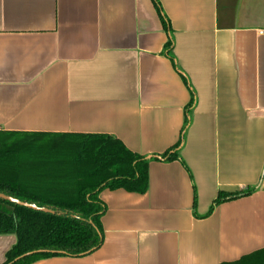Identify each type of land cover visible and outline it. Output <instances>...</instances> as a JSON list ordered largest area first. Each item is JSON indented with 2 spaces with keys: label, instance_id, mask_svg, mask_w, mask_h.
Masks as SVG:
<instances>
[{
  "label": "crops",
  "instance_id": "0c3cea01",
  "mask_svg": "<svg viewBox=\"0 0 264 264\" xmlns=\"http://www.w3.org/2000/svg\"><path fill=\"white\" fill-rule=\"evenodd\" d=\"M157 2L0 0V131L108 135L149 160L144 194L100 192L99 249L32 264L264 250V0ZM180 139L179 160L156 158ZM15 244L0 236V264Z\"/></svg>",
  "mask_w": 264,
  "mask_h": 264
},
{
  "label": "trees",
  "instance_id": "16d2710c",
  "mask_svg": "<svg viewBox=\"0 0 264 264\" xmlns=\"http://www.w3.org/2000/svg\"><path fill=\"white\" fill-rule=\"evenodd\" d=\"M152 1L160 12L157 0ZM181 144L182 139L156 158L179 160ZM148 165L147 158L108 135L0 131V194L61 213L46 214L0 200V236L16 237L4 264L81 258L95 252L102 244L100 220L105 212L100 192L144 194ZM251 192H219L209 213ZM229 264H264V250Z\"/></svg>",
  "mask_w": 264,
  "mask_h": 264
},
{
  "label": "water",
  "instance_id": "95a60500",
  "mask_svg": "<svg viewBox=\"0 0 264 264\" xmlns=\"http://www.w3.org/2000/svg\"><path fill=\"white\" fill-rule=\"evenodd\" d=\"M0 200L9 202L11 204H15V205H18L20 207H24V208H27V209H30V210H33V211L46 213V214H51V215H60L61 214V213H57V212L52 211V210L47 209V208H38V207H36L33 204H27V203H24V202H20V201L14 199L12 197H9V196L3 195V194H0ZM31 254H33V253H29L27 255H31Z\"/></svg>",
  "mask_w": 264,
  "mask_h": 264
}]
</instances>
